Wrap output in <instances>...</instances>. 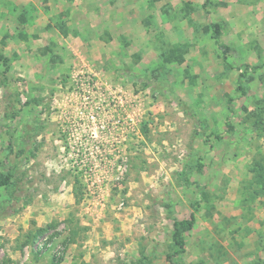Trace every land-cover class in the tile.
Returning <instances> with one entry per match:
<instances>
[{
    "label": "rangeland",
    "instance_id": "1",
    "mask_svg": "<svg viewBox=\"0 0 264 264\" xmlns=\"http://www.w3.org/2000/svg\"><path fill=\"white\" fill-rule=\"evenodd\" d=\"M130 1L124 66L0 41V264H264V0Z\"/></svg>",
    "mask_w": 264,
    "mask_h": 264
},
{
    "label": "crops",
    "instance_id": "2",
    "mask_svg": "<svg viewBox=\"0 0 264 264\" xmlns=\"http://www.w3.org/2000/svg\"><path fill=\"white\" fill-rule=\"evenodd\" d=\"M2 1L0 30L4 32L0 41H7L2 50L13 56L17 66H35V70L37 66H124L132 61L134 53L144 54L141 49L148 36L140 18L149 15V10L142 9L140 2ZM155 12L160 13L157 5ZM133 29L138 33L134 34ZM49 45L56 48L54 52L40 51Z\"/></svg>",
    "mask_w": 264,
    "mask_h": 264
},
{
    "label": "trees",
    "instance_id": "3",
    "mask_svg": "<svg viewBox=\"0 0 264 264\" xmlns=\"http://www.w3.org/2000/svg\"><path fill=\"white\" fill-rule=\"evenodd\" d=\"M213 28L214 29H213L212 37L215 39L216 43L218 44L220 27L218 24H213ZM219 46L223 49V52L226 53V47L223 44H219ZM0 61L5 62V58L2 55H0ZM194 221H195V215L194 212H191L189 218L176 220L173 222V230L171 237L175 246L177 247L175 253L181 252L184 247L181 231L184 229L185 230L190 229Z\"/></svg>",
    "mask_w": 264,
    "mask_h": 264
}]
</instances>
